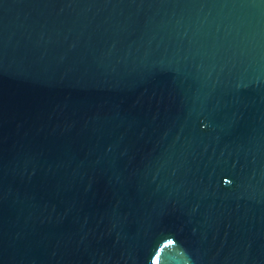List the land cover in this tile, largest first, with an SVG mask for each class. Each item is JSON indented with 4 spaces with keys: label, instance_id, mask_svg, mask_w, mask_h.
Returning a JSON list of instances; mask_svg holds the SVG:
<instances>
[{
    "label": "water",
    "instance_id": "obj_1",
    "mask_svg": "<svg viewBox=\"0 0 264 264\" xmlns=\"http://www.w3.org/2000/svg\"><path fill=\"white\" fill-rule=\"evenodd\" d=\"M0 264H264V0H0Z\"/></svg>",
    "mask_w": 264,
    "mask_h": 264
}]
</instances>
